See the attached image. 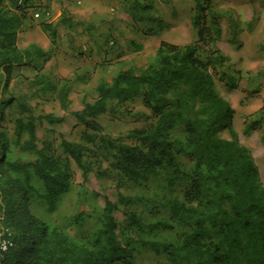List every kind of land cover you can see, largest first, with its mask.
Returning a JSON list of instances; mask_svg holds the SVG:
<instances>
[{
  "label": "trees",
  "instance_id": "obj_1",
  "mask_svg": "<svg viewBox=\"0 0 264 264\" xmlns=\"http://www.w3.org/2000/svg\"><path fill=\"white\" fill-rule=\"evenodd\" d=\"M18 1L0 0V142L7 146L0 158V230L9 228L13 240L0 264H264V184L215 80L230 77L222 72L229 57L207 24L212 0H197L196 42L163 40L140 70L100 77L94 98L74 112L75 125L84 127L78 139L41 147L26 95L7 96L11 80L32 67L34 92L58 98L66 110L72 89L69 80L42 70L46 54L36 44L19 47L30 1ZM67 18L41 21L53 43L61 24L72 29ZM137 98L148 113L126 135L112 137L102 119L123 114L122 106ZM14 103L19 115L8 138L1 124ZM225 128L230 138L222 136ZM75 166L84 181L90 173L110 178L116 199L103 195L99 203V192L76 182Z\"/></svg>",
  "mask_w": 264,
  "mask_h": 264
},
{
  "label": "rangeland",
  "instance_id": "obj_2",
  "mask_svg": "<svg viewBox=\"0 0 264 264\" xmlns=\"http://www.w3.org/2000/svg\"><path fill=\"white\" fill-rule=\"evenodd\" d=\"M49 2L56 15L54 19L62 12L60 17L68 16L67 19L78 20L81 23L80 30L96 38L80 39L82 43L79 44L77 38H81L83 32H74L73 29L68 31L67 27L61 25L58 32L61 47L54 48L55 51L59 50L54 54L58 61L46 57L42 70L50 72L52 77L69 80L71 84L68 110L61 106L58 98H48L49 95L44 98L34 92L35 85L29 83L28 77L35 74V70L28 68L26 70L30 72L24 73L17 70L16 76L11 80L7 96L11 97L13 94L18 98L26 95L25 101L38 117L36 124L40 147L41 142L46 140H57L59 143L63 137L78 139L84 127L75 125L77 119L74 112L83 109L85 100L94 98L100 77L112 79L120 68L140 70L153 60L157 47L163 40L180 45L198 40L197 29L193 26L198 10L197 0H83L82 4H77L74 0ZM40 7V4L36 6L38 9ZM79 10L86 14H81ZM206 19L213 35L217 37L214 45L229 57L227 67L222 72L230 78L222 81L218 74L215 75V80L233 111L230 125L237 131L241 144L251 151L260 180L264 184V0H212L211 8L206 11ZM94 30L96 31L92 32ZM71 31L74 32L73 41H77L72 47L67 41L68 36L72 39ZM43 34L47 36L45 32ZM34 36L39 37L37 34ZM29 40L30 38H25L24 43ZM84 44L88 45L86 52L97 51L94 60L75 58L82 54ZM23 76L26 78L21 80ZM233 81L236 86L230 88L229 83ZM17 98L15 102L18 101ZM122 110L123 114H112L102 119L105 131L112 137L126 135L148 113L140 98L125 103ZM4 111L6 119L1 124L2 129L6 131L8 138H14L18 108L14 103L5 107ZM48 113L64 119L51 124L43 119V115ZM255 122L256 128H253ZM250 125V132H247V126ZM221 134L226 138L231 137L229 128L223 129ZM24 138H28L25 132ZM75 171L77 183H84L101 194L99 203H104L103 195L109 196L111 200L116 199L117 190L110 178H99L90 173L89 179L84 181L77 166ZM116 216L122 218L121 213Z\"/></svg>",
  "mask_w": 264,
  "mask_h": 264
},
{
  "label": "crops",
  "instance_id": "obj_3",
  "mask_svg": "<svg viewBox=\"0 0 264 264\" xmlns=\"http://www.w3.org/2000/svg\"><path fill=\"white\" fill-rule=\"evenodd\" d=\"M29 1H30V5L32 7L27 8V14H26L27 17L25 19V23L21 27V29L19 31V34H18V38H19L18 39V45H19L20 48L24 49V48H27L28 46H30L31 44H36L39 48H41L45 52V54H46L45 58L46 57L47 58H52V59L55 60V62H57L58 59L55 57L54 54H55V52L57 54L59 50L55 51L54 48L55 47H59V48L61 47L59 45L60 41L57 39V42L53 43L48 35L47 36L44 35L43 32H45V31L43 30V28H42V26L40 24L42 20L41 19H37V18L34 17V13L39 11V9L36 8L37 5H39V4L41 6L47 5L48 7H50L52 9L53 8L52 4L49 2V0H29ZM79 12L81 14H86L85 11H83V10H79ZM53 13H54V11H53ZM61 14H62V12H60L59 15H57V18L53 19L54 23H61L64 20L63 17H60ZM54 15H55V13H54ZM71 20L74 21V25L71 26L73 31L76 32L78 30V32L82 33L83 31L80 30L81 23H79V21L76 20V19L75 20L71 19ZM67 30L70 31L71 29L68 28ZM73 31H71V33L73 34L71 36L72 39L70 40L69 36H68V39H67L68 45L70 47H72V45H74L77 42V41H73V36H74V32ZM95 31L96 30H94L92 32H95ZM34 34L39 35V37L34 36ZM83 34L86 35V36H84ZM83 34H82L81 38H77L78 41H80V39L82 40V39H88V38H91V39H95L96 38V36H94V35H92V37H91L90 35H87V33L83 32ZM98 34L99 33H97V35ZM25 38H30V40L28 42L24 43V39ZM37 38H39V39H37ZM63 41H64V39H63ZM80 43H82V42L80 41L79 44ZM62 45H65V44L62 42ZM63 47L66 48V46H63ZM73 50H74V48H73ZM65 51L69 52V50H67V48L65 49ZM51 52H53V54H51ZM96 52L97 51H93V50H91L90 52H82L81 55H76L75 58L76 59L80 58L81 60H85V59L88 60V58H90L91 60H94V58L97 57ZM70 54H72V53H70ZM70 54H67V55H70ZM35 57L39 58V54H37V56L35 55ZM28 68H29V66H24L21 69H18L17 72H22V73H24V71L30 72V70H26ZM31 70H32V68H31Z\"/></svg>",
  "mask_w": 264,
  "mask_h": 264
},
{
  "label": "clouds",
  "instance_id": "obj_4",
  "mask_svg": "<svg viewBox=\"0 0 264 264\" xmlns=\"http://www.w3.org/2000/svg\"><path fill=\"white\" fill-rule=\"evenodd\" d=\"M82 2H83V0H82ZM18 3H19V1H18ZM20 5H22L23 4V6H26V0H24V2L23 3H19ZM27 4H29V3H27ZM78 4V3H77ZM82 4V3H81ZM41 6V5H40ZM29 7H32L30 4H29V6L27 7V8H29ZM50 11V13H51V15L50 16H47L46 15V11ZM36 14H39V16H36ZM34 17L35 18H37V19H41V20H47L48 22H53L54 23V21H53V19H54V17H55V15H54V13H53V10L50 8V7H48L47 5H43V6H41L40 7V9H39V11L38 12H35L34 13ZM41 24V23H40ZM57 39H58V35H57ZM111 44H112V42H111ZM88 50V45H86V44H84L83 45V52H86ZM41 59H43V60H45L46 61V58H40V60ZM45 64H46V62H45ZM30 68V67H29ZM36 73V72H35ZM25 76H23L22 77V79L24 78ZM0 103H1V105H0V108H2L3 107V100H2V97L0 96ZM6 149H7V146L6 145H4L3 143H1L0 142V150L3 152V154L5 153V151H6ZM2 157H3V155H2ZM2 157H0V158H2ZM2 230V229H1ZM8 230H9V228H8ZM10 231V230H9ZM11 232V231H10ZM11 239H12V233H11ZM7 251V250H6ZM3 252V251H2Z\"/></svg>",
  "mask_w": 264,
  "mask_h": 264
},
{
  "label": "built area",
  "instance_id": "obj_5",
  "mask_svg": "<svg viewBox=\"0 0 264 264\" xmlns=\"http://www.w3.org/2000/svg\"><path fill=\"white\" fill-rule=\"evenodd\" d=\"M76 3L81 4L82 0H74ZM24 0H19V3H23ZM46 15L50 16V11H46ZM39 16V14H36ZM1 105V103H0ZM3 152L0 150V157H2ZM11 246H13V240L11 239V232L8 229L0 230V252L8 250Z\"/></svg>",
  "mask_w": 264,
  "mask_h": 264
}]
</instances>
